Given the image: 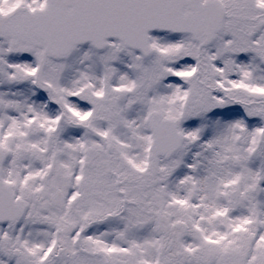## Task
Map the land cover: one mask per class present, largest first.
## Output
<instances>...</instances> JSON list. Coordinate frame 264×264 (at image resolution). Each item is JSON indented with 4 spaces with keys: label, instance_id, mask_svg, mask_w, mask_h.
<instances>
[{
    "label": "snow or ice",
    "instance_id": "1",
    "mask_svg": "<svg viewBox=\"0 0 264 264\" xmlns=\"http://www.w3.org/2000/svg\"><path fill=\"white\" fill-rule=\"evenodd\" d=\"M0 264H264V0H0Z\"/></svg>",
    "mask_w": 264,
    "mask_h": 264
}]
</instances>
